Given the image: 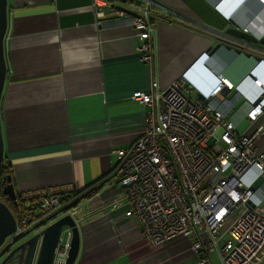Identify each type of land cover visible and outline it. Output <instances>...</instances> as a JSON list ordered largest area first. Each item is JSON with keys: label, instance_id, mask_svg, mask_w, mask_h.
<instances>
[{"label": "crops", "instance_id": "0c3cea01", "mask_svg": "<svg viewBox=\"0 0 264 264\" xmlns=\"http://www.w3.org/2000/svg\"><path fill=\"white\" fill-rule=\"evenodd\" d=\"M130 1L114 3L125 7ZM153 2L154 62L149 66L139 61L142 42L127 13L103 7L100 18L93 0H7L0 114L4 164L16 192L63 193L70 186L82 195L106 182L94 203L83 200L76 209L81 245L74 264H197L187 239L147 246L126 208L107 206L119 190L115 151L135 142L144 127L147 108L132 94L148 91L153 80L167 86L184 75L196 99L223 74L253 99L258 91L249 75L264 82V54L247 57L223 44L210 60L205 55L220 43L216 34L228 28H246L264 40V5L258 0ZM258 146L264 153V139ZM210 259L220 264L217 253Z\"/></svg>", "mask_w": 264, "mask_h": 264}, {"label": "built area", "instance_id": "2783aa9c", "mask_svg": "<svg viewBox=\"0 0 264 264\" xmlns=\"http://www.w3.org/2000/svg\"><path fill=\"white\" fill-rule=\"evenodd\" d=\"M111 1L93 0L100 18L103 7L115 10L114 2H121ZM155 7L153 0H132L124 7L138 15L130 25L142 42L139 61L149 66L154 62ZM229 41L246 54H264L260 46L232 38L223 44ZM215 76L217 84L196 99L184 75L167 86L153 80L148 91L132 94L147 108L144 127L135 142L115 151L119 190L107 206L126 208L147 246H163L181 236L198 256L197 264H213L214 252L220 264H264V153L258 152L264 139V82L249 75L258 91L251 99L223 74ZM72 192L67 186L63 193ZM63 193H22L27 208L20 210L12 236L55 214L64 205ZM69 212L75 216L77 210ZM71 239V230L64 229L55 263L66 262Z\"/></svg>", "mask_w": 264, "mask_h": 264}, {"label": "water", "instance_id": "95a60500", "mask_svg": "<svg viewBox=\"0 0 264 264\" xmlns=\"http://www.w3.org/2000/svg\"><path fill=\"white\" fill-rule=\"evenodd\" d=\"M120 1L124 2L125 0ZM115 8L131 16H138L135 12L122 6H115ZM7 28V0H0V102L7 75L5 56V37ZM216 36L220 43L216 44L214 47H210L205 52L209 60L210 57L223 46V41L230 38L252 43L257 46L260 45V47L264 49V40H258L254 35L242 31L238 26L228 28L224 33L218 32ZM226 46H228V50L235 49L237 53H242L233 46ZM247 55V57H252L250 54ZM257 60L258 62L261 61L260 58H257ZM3 165L4 138L0 114V176L2 175ZM11 178L10 175L4 178V183H6V181H8V183L3 189V194L8 196L12 203H15L16 190L14 184L11 183ZM105 183L106 182H103V184ZM93 191L94 189H91L83 193L36 227L17 236H12L16 230V217L9 206L0 200V264H55V253L61 235L66 228L70 229L72 232L71 245L66 262L57 264H74L79 256L81 238L77 221L69 211L73 210L72 207L80 204Z\"/></svg>", "mask_w": 264, "mask_h": 264}, {"label": "flooded vegetation", "instance_id": "af4514ba", "mask_svg": "<svg viewBox=\"0 0 264 264\" xmlns=\"http://www.w3.org/2000/svg\"><path fill=\"white\" fill-rule=\"evenodd\" d=\"M8 175H1L0 176V200L3 201L9 208L12 210L13 214L16 217V222L18 220V216H22L20 214V210L23 208V211H25V198L22 193L16 192V202L12 203L11 200L8 198V196H5L3 194V189L7 185L8 181L4 183V178L7 177ZM11 183L13 184V178H11ZM27 208V207H26ZM35 208L33 207L32 210L29 209L28 212H34ZM9 264V263H8Z\"/></svg>", "mask_w": 264, "mask_h": 264}, {"label": "trees", "instance_id": "16d2710c", "mask_svg": "<svg viewBox=\"0 0 264 264\" xmlns=\"http://www.w3.org/2000/svg\"><path fill=\"white\" fill-rule=\"evenodd\" d=\"M155 11H156V8H153V13H154V15H156V14H155ZM155 17H156V16H155ZM2 175H8V176L10 175V176L12 177L11 172H10V170H9V166H8L7 164H4V165H3ZM102 186H103V184L101 183V184L93 185V186H90L89 188H87V190H86L85 192H87V191H89V190H91V189H94V191H93L91 194H89V195L86 197L85 200H91V199L94 197V195H95L96 193L99 192V190L102 188ZM85 192H84V193H85ZM78 196H80V194H79V193H76V192H72L71 194H64V200H63V203H64L65 205H67V204H69L70 202H72L75 198H77ZM65 205H64V206H65ZM79 206H80V204H77L76 206L72 207V209H77Z\"/></svg>", "mask_w": 264, "mask_h": 264}, {"label": "bare ground", "instance_id": "6f19581e", "mask_svg": "<svg viewBox=\"0 0 264 264\" xmlns=\"http://www.w3.org/2000/svg\"><path fill=\"white\" fill-rule=\"evenodd\" d=\"M166 244V243H165ZM55 264H57V263H55Z\"/></svg>", "mask_w": 264, "mask_h": 264}, {"label": "clouds", "instance_id": "9594fccd", "mask_svg": "<svg viewBox=\"0 0 264 264\" xmlns=\"http://www.w3.org/2000/svg\"><path fill=\"white\" fill-rule=\"evenodd\" d=\"M258 2H259V0H258Z\"/></svg>", "mask_w": 264, "mask_h": 264}, {"label": "rangeland", "instance_id": "374dc122", "mask_svg": "<svg viewBox=\"0 0 264 264\" xmlns=\"http://www.w3.org/2000/svg\"><path fill=\"white\" fill-rule=\"evenodd\" d=\"M244 127H245V126H244ZM244 127H243V128H244Z\"/></svg>", "mask_w": 264, "mask_h": 264}]
</instances>
